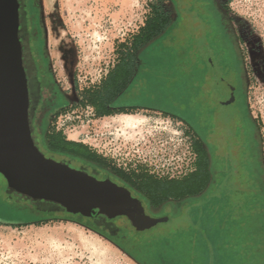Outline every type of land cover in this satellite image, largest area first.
I'll list each match as a JSON object with an SVG mask.
<instances>
[{
	"label": "rangeland",
	"instance_id": "rangeland-1",
	"mask_svg": "<svg viewBox=\"0 0 264 264\" xmlns=\"http://www.w3.org/2000/svg\"><path fill=\"white\" fill-rule=\"evenodd\" d=\"M160 4L166 11L169 0H30L22 32L24 61L43 93H39L32 129L37 146L48 158L84 167L68 159L74 156L70 153L49 152L45 134L60 131L71 141L128 155L133 168H152L165 178L183 177L194 169L193 139L180 119L141 112L136 115H142L144 123L136 129L116 122V116L94 117V109L82 103L83 92L102 81L116 64L119 51L129 50L134 35ZM227 5L235 49L212 22L206 27L183 23L140 50L145 58L157 51V58L144 59L142 74H149L135 81L120 100L157 104L188 119L198 108L202 89L216 82V73L232 85V91L238 88L237 106L242 109L245 102L264 153V0H228ZM55 90L59 97L55 98ZM221 92V98L229 94L226 88ZM224 170L235 189L245 195L234 190L225 200L213 201L208 219L202 222L205 210L200 199L171 201L154 210L147 205L150 216L169 217L171 222L145 232L136 231L124 218L106 222L62 212L41 216L30 202L10 193L0 174V221L51 219L18 228L0 223V264H164L159 253L167 243L183 252L185 264H264V211L252 203L257 187L248 171L235 175ZM260 199L264 200V194ZM182 213L187 220L181 219Z\"/></svg>",
	"mask_w": 264,
	"mask_h": 264
},
{
	"label": "water",
	"instance_id": "water-1",
	"mask_svg": "<svg viewBox=\"0 0 264 264\" xmlns=\"http://www.w3.org/2000/svg\"><path fill=\"white\" fill-rule=\"evenodd\" d=\"M19 9L18 0H0V174L9 190L32 201L57 204L74 216L126 217L138 232L168 223L169 217L148 215L126 187L41 152L31 126Z\"/></svg>",
	"mask_w": 264,
	"mask_h": 264
},
{
	"label": "flooded vegetation",
	"instance_id": "flooded-vegetation-1",
	"mask_svg": "<svg viewBox=\"0 0 264 264\" xmlns=\"http://www.w3.org/2000/svg\"><path fill=\"white\" fill-rule=\"evenodd\" d=\"M18 1L20 4V39L23 44V53L25 55L22 32L24 21L27 20L28 13L26 10L27 7H30V0ZM227 2L228 0H169V6L166 9L170 21L168 33L177 31L183 23L189 24V26L206 27L207 23L211 25L210 22H212L214 27L230 41L232 47L235 49V41L233 39L234 27L232 25V20L227 14ZM199 37L198 35L195 36V38ZM143 55L144 52H140L138 58L139 66L144 64V59L157 58L158 53L157 51L148 53V57L146 58L143 57ZM210 65L213 66V62H211ZM26 71L30 92V118L32 126L34 112L40 105L39 93H41V90L39 89L38 81L29 75L27 68ZM214 80L216 82L209 89H202L203 85L198 86L199 90L201 91L202 89L204 93L197 99L198 108L196 112H192L188 119L180 117L183 120L186 132L191 134L193 132L192 130L195 129L193 135L196 140L200 142L203 152L206 153L208 157L212 154L213 160L218 162L217 165L219 168L229 169L231 172L235 173V175H240L239 171L244 170L252 173L255 165H258V167L264 171V153L260 132L257 131L258 128L256 123L249 117L245 102L242 109L237 106L238 88L235 87V90L232 91V85L226 84L221 77H217L216 73L214 74ZM222 87V90L226 88L229 91V94L225 95L223 98H221L222 90L220 89ZM54 96L55 98L59 97V91L55 90ZM121 97L107 107L106 112L110 114H106V116L102 118L126 115V113L146 112L160 113L163 115L169 112L164 106L159 107L157 104L148 102L145 104H126L120 100ZM53 115L54 114H51L48 117V122L52 121ZM94 117H96L95 110ZM191 120H193L194 123H192ZM99 148V146L95 145L89 150V159L83 158L81 154L75 153L74 151L72 155L78 158H74L73 156L67 158L73 159L84 166L78 167L74 164L77 166L76 169L85 171L99 180L111 179L118 185L129 189L132 195L142 202L146 213L150 215L147 211V207L149 206L153 210L156 209L157 207L152 206L155 200L143 194L134 181L128 180L125 175L119 173V169H121L130 174L132 172L131 170L134 169L130 164L133 160L129 159L128 155L113 153L112 149L107 148L103 151ZM75 151L77 152V150ZM101 159H104L108 164H105ZM137 167L138 166H136V168ZM147 172L162 178V176L156 173L152 168L147 169ZM99 217L88 219H95L98 221L100 220ZM101 217H103L106 222L113 221L109 220L107 217ZM121 218L127 219L126 217ZM170 221L171 219L168 223H170Z\"/></svg>",
	"mask_w": 264,
	"mask_h": 264
},
{
	"label": "trees",
	"instance_id": "trees-1",
	"mask_svg": "<svg viewBox=\"0 0 264 264\" xmlns=\"http://www.w3.org/2000/svg\"><path fill=\"white\" fill-rule=\"evenodd\" d=\"M153 12L154 14L147 19L145 25L140 28L139 33L134 35L133 42L131 44V47H129V50L119 51V56L116 64L109 70L108 74L102 79V81L98 85L86 89L83 92L82 103L85 107L89 106L93 108L96 111V117L102 118L103 116H106V114H110L109 112H106L107 107L118 100L123 94H125L130 86L135 81L139 80L142 75L147 76L149 74L148 72L146 74H142L144 72V67L143 65L139 66L138 63L140 50L148 45H151L159 37L168 34L170 23L168 12L165 11L162 4L154 6ZM127 114L128 113H126V115ZM136 114L138 113H135L134 115ZM163 115L166 117L180 119L183 122V120L175 114H170L169 112H167ZM192 131L193 133H195V129ZM193 133L189 134L191 136V139H193L191 145L193 153L195 155L194 169L185 174L183 177L161 178L159 176L149 174L145 167L134 168L131 170L132 172L130 174L119 169V173L125 175L128 180L134 181L135 184L139 186V189L143 194L149 196L151 199H154L155 203L152 204L153 207H160L162 205L170 203L171 201L187 202L191 199L203 200L205 211L204 216H202L199 220V222H202L208 219L207 212L213 201L217 199V201H219L220 199L219 202L225 200L229 191H232L233 193L234 190H237L240 193L242 192L243 195H245V192L240 191L239 189H235L230 175L225 174V170L219 168V166L217 165L218 162L215 161L216 164L214 165L213 160L203 152L200 142L196 140ZM45 135L46 147L50 153L56 154L64 152L73 154L72 152L74 151L75 153L81 154L85 159L90 158L89 150L91 149V147H88L83 143L68 140L60 131H49ZM67 145L79 146L81 147V149H77L76 152L75 150L68 148ZM73 157L76 158L77 156ZM101 160L105 164H108L104 159ZM249 178H251V181L257 187V194L255 197L256 199L254 198L252 203L254 204V206L260 205V209L264 211V200H259V196L261 194H264V171L259 168L258 165H255L252 173H250ZM10 193L15 192L10 190ZM19 196L25 199L27 202H30L36 214H39L41 216L51 215L54 212H62L68 214L64 208L57 204L45 201H32L27 197L21 195ZM261 217V223L264 228V212L262 213ZM99 218L103 217L100 216ZM193 218H195V216L192 215V219ZM181 219L185 221L188 218L182 213ZM50 220L40 219L29 221L26 223H9L0 221V223L18 228L24 225H41L44 222L48 223ZM88 228L96 233H100L95 228ZM262 235H264V233ZM257 236L259 235L257 234ZM173 240V242L176 243L177 238H174ZM160 252L161 253H159V258H161L164 264H175V261L179 259H181L183 261V264H185V260H183V257H181V254L183 252H177V250L175 249V245L167 243L165 245V248L161 249ZM126 253L138 261V259H136V257L129 251H126ZM202 263V261H198L197 264ZM139 264L142 263L139 262Z\"/></svg>",
	"mask_w": 264,
	"mask_h": 264
},
{
	"label": "bare ground",
	"instance_id": "bare-ground-1",
	"mask_svg": "<svg viewBox=\"0 0 264 264\" xmlns=\"http://www.w3.org/2000/svg\"><path fill=\"white\" fill-rule=\"evenodd\" d=\"M114 120L119 123H123L131 128H140L144 123L142 115H118L114 117Z\"/></svg>",
	"mask_w": 264,
	"mask_h": 264
},
{
	"label": "crops",
	"instance_id": "crops-1",
	"mask_svg": "<svg viewBox=\"0 0 264 264\" xmlns=\"http://www.w3.org/2000/svg\"><path fill=\"white\" fill-rule=\"evenodd\" d=\"M167 110H168V108H167ZM169 112H170V114H174L173 112H172V110H168ZM176 115V114H175ZM179 117V116H178ZM84 227V226H83Z\"/></svg>",
	"mask_w": 264,
	"mask_h": 264
},
{
	"label": "built area",
	"instance_id": "built-area-1",
	"mask_svg": "<svg viewBox=\"0 0 264 264\" xmlns=\"http://www.w3.org/2000/svg\"><path fill=\"white\" fill-rule=\"evenodd\" d=\"M91 148H93L92 146H90ZM194 158H195V155H194Z\"/></svg>",
	"mask_w": 264,
	"mask_h": 264
}]
</instances>
